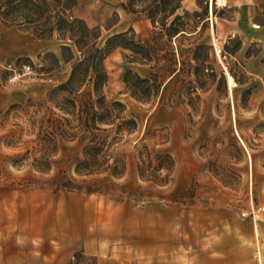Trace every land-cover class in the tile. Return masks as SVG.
Returning a JSON list of instances; mask_svg holds the SVG:
<instances>
[{
  "label": "rangeland",
  "instance_id": "rangeland-1",
  "mask_svg": "<svg viewBox=\"0 0 264 264\" xmlns=\"http://www.w3.org/2000/svg\"><path fill=\"white\" fill-rule=\"evenodd\" d=\"M185 9L202 15L184 44L212 46L203 87L192 89L194 74L130 60L122 46L105 59L108 100H121L123 118L138 122L115 145L127 163L122 199L52 183L72 173L87 135L62 141L52 168L34 165L38 133L61 113L46 96L71 62L54 64L56 36L0 18V264H69L80 250L97 264H260V253L264 264V0H183ZM73 12L101 26L102 42L130 26L142 35L153 28L122 0H79ZM129 68L160 72L159 93L137 99L124 79ZM144 144L171 154L165 184L140 177Z\"/></svg>",
  "mask_w": 264,
  "mask_h": 264
},
{
  "label": "trees",
  "instance_id": "trees-1",
  "mask_svg": "<svg viewBox=\"0 0 264 264\" xmlns=\"http://www.w3.org/2000/svg\"><path fill=\"white\" fill-rule=\"evenodd\" d=\"M78 1L0 0V18L5 22L18 20L39 38L56 36L62 42L60 53L51 52L54 64L71 62L69 77L61 80L46 96L61 113L49 116L48 126L38 133L34 165L41 170L52 168L55 162L52 156L62 141L87 135L89 140L75 157L72 173H64L52 183L56 188L108 192L122 199L128 191L120 180L127 163L125 157L116 152L115 145L126 131L135 129L138 122L135 118H123L126 106L121 100L110 101L107 98L104 89L108 81L106 57L117 46L125 47L131 51L130 60L151 64L153 68H165L173 76L194 74L189 82L196 90L207 82L205 69L210 66L208 59L212 46L196 41L184 44L183 40L188 35L193 36L200 31L201 26L198 27L197 22L202 12L197 9L179 12L183 0H122L125 10L136 18L150 19L153 28L149 34L142 35L130 26L110 34L103 42L100 25L92 26L84 17L74 14ZM189 32L192 34H187ZM241 44L242 40L237 38L234 51ZM124 79L139 100L157 95L164 82L158 71L142 76L132 68L126 71ZM173 165L170 153L143 145L138 172L144 181L152 185L165 184ZM69 264H97V258L80 250L75 252Z\"/></svg>",
  "mask_w": 264,
  "mask_h": 264
},
{
  "label": "bare ground",
  "instance_id": "bare-ground-1",
  "mask_svg": "<svg viewBox=\"0 0 264 264\" xmlns=\"http://www.w3.org/2000/svg\"><path fill=\"white\" fill-rule=\"evenodd\" d=\"M212 11H213V4H212ZM254 25L255 26H259V23H254ZM212 31L215 32L214 31V26H212ZM217 50H218V52H220V50H221L220 47H218ZM227 76H228V83H229L230 89H232V87L237 84V81H236L234 75L231 72H229L228 70H227ZM259 256H260V264H263V256H262V254L260 253Z\"/></svg>",
  "mask_w": 264,
  "mask_h": 264
},
{
  "label": "built area",
  "instance_id": "built-area-1",
  "mask_svg": "<svg viewBox=\"0 0 264 264\" xmlns=\"http://www.w3.org/2000/svg\"><path fill=\"white\" fill-rule=\"evenodd\" d=\"M257 210L259 212H264V205H260Z\"/></svg>",
  "mask_w": 264,
  "mask_h": 264
}]
</instances>
